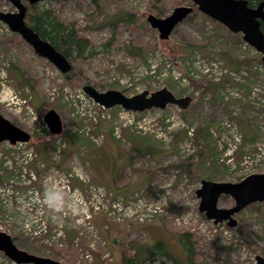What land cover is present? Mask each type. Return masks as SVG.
Returning a JSON list of instances; mask_svg holds the SVG:
<instances>
[{"label":"rangeland","instance_id":"rangeland-1","mask_svg":"<svg viewBox=\"0 0 264 264\" xmlns=\"http://www.w3.org/2000/svg\"><path fill=\"white\" fill-rule=\"evenodd\" d=\"M27 6L28 16L49 10L60 23L74 28L88 48L84 56L68 58L72 73L67 79L0 21V114L31 136L29 142L11 148L24 158L21 167L9 170L0 161V232L8 234L17 248L64 264H117L122 249L128 255L135 252L133 240L147 241V247L139 245L153 259H165L157 252L163 248L186 264L176 238L182 233L190 237L197 264H254L256 255L264 258V203L248 205L234 216L236 226L228 227L207 220L195 195L202 180L236 183L264 173V71L259 76L254 69L262 64L260 54L243 47L240 33L203 15L190 0H46ZM179 6H191L193 11L168 39H160L147 17L164 18ZM0 11L16 9L0 0ZM198 54L221 59L229 69L245 72L247 79L234 83L228 77L220 82L191 77L185 60ZM84 85L126 96L164 87L191 102L183 110L167 105L140 113L115 106L106 109L107 119L94 124L93 111L104 108L84 94ZM233 91L239 99L230 94ZM226 94L231 96L227 100ZM50 109L62 121L58 135L50 133L43 121ZM237 135L241 140L233 147ZM113 142L121 147L119 158L134 155L119 176L121 195L108 191L109 182L104 192L95 190L98 186L89 173V160L92 163L99 151L100 161H93L97 171L100 166L104 172L113 168ZM8 145L1 143L3 154L9 152ZM185 162L191 163L189 176L177 167ZM94 180H100L98 174ZM146 186L153 191L142 188ZM105 192L123 201L134 192H147L156 199V207L166 206L169 217H157L174 240L161 231L160 223L148 221L138 230L145 240L129 233L117 252L106 243L110 252L106 257L92 233V217L97 213L107 217L102 211ZM233 204L223 195L217 205ZM110 220L126 231L127 222L143 224ZM0 264L15 263L0 252Z\"/></svg>","mask_w":264,"mask_h":264},{"label":"water","instance_id":"water-1","mask_svg":"<svg viewBox=\"0 0 264 264\" xmlns=\"http://www.w3.org/2000/svg\"><path fill=\"white\" fill-rule=\"evenodd\" d=\"M6 1L10 2L16 11H0V21L8 27L10 32L18 34L37 56L49 61L62 74H67L72 69L68 58L55 49L49 41L41 38L26 21L27 5L46 0ZM190 1L203 15L221 23L232 33H240L242 40L260 54V60L264 64V33L261 29V23L264 21V2L251 7L247 0ZM192 11L191 6H179L164 18L149 15L147 22L151 28L158 31L160 39L166 40L173 29ZM82 91L95 104L105 109L118 106L125 111L136 113L149 109L162 110L167 105H176L183 110L191 102L190 97H176L164 87L153 92L145 90L133 96H126L118 90L101 92L90 85H84ZM43 121L50 133L54 135L61 133L62 121L54 109L46 112ZM30 138L29 133L0 114V144L2 142H8L11 145L27 143ZM195 195L199 200L198 210L207 220H211L213 224L225 222L228 227H235L236 214L250 204L264 203V173L248 175L236 183L202 180L200 187L195 190ZM223 195L232 198L233 206L218 207V200ZM0 252L15 264H64L17 248L12 238L4 232H0ZM254 264H264V258L256 255Z\"/></svg>","mask_w":264,"mask_h":264},{"label":"built area","instance_id":"built-area-1","mask_svg":"<svg viewBox=\"0 0 264 264\" xmlns=\"http://www.w3.org/2000/svg\"><path fill=\"white\" fill-rule=\"evenodd\" d=\"M247 44L244 43L243 47H246ZM186 61V69L191 77L194 78H206L207 80L220 82L224 77L230 78L234 83H243L246 78V73L236 72L231 69H228L223 62L216 58L215 56H205L203 54L193 55L187 58ZM185 63V62H184ZM254 69L259 72V76L262 75L264 71V66L262 64L258 65V67L254 66ZM261 71V72H260ZM172 74H175L174 72ZM264 75V74H263ZM175 78H178L175 74ZM247 79V78H246ZM234 98L239 99L240 95L235 91L231 92ZM230 95L226 94L225 99L227 100ZM94 103V102H93ZM103 108V107H102ZM108 114L106 113V109L100 111H93L92 122L95 124L100 120L107 119ZM89 131L86 132L88 134ZM93 141H97V138H92ZM236 142L233 143V147L236 144L240 143L241 137L237 135L235 137ZM16 146L8 145L9 152H4L3 154L0 151V161H2L4 166H8L9 170L13 169L14 165H19L21 167L23 161L25 162L23 157H20L18 154H14L11 148H15ZM229 150V149H228ZM12 182V181H11ZM10 183L9 188L12 187ZM97 191L104 192V188L98 186L94 187ZM8 193H12L11 189L8 190ZM106 205L102 207V211L106 213V215L114 220V221H123V220H134L140 223L151 221L153 218L157 216L169 217V212L166 209V206L163 208L156 207V199L152 196H148L143 192H135L128 197L126 201L119 200L116 198H112L111 196H107L106 192ZM145 195V196H144ZM40 200V199H39ZM153 204V205H151ZM151 205V206H150ZM133 208V212L130 214L127 212V209ZM41 209V208H40ZM93 228V227H92ZM93 236L97 239L98 246L105 250V242L99 237L95 228H93ZM88 254L86 258H89ZM106 257H109V253L106 252Z\"/></svg>","mask_w":264,"mask_h":264},{"label":"trees","instance_id":"trees-1","mask_svg":"<svg viewBox=\"0 0 264 264\" xmlns=\"http://www.w3.org/2000/svg\"><path fill=\"white\" fill-rule=\"evenodd\" d=\"M93 3H96L97 0H91ZM255 0H249L248 4L253 6ZM188 17V16H187ZM186 17V18H187ZM28 21V25L39 34V36L52 44L55 49H57L60 53H62L66 58L72 56V54L77 56H84L87 48L88 42L78 37L74 28L65 26L60 23L56 17H54L49 10H44L42 12L36 13L31 16H26ZM261 29L264 33V22L261 23ZM72 69L64 74L67 79L71 78ZM137 150V149H136ZM143 154V153H142ZM190 166L191 163L185 162L184 165H178L177 167L183 171L185 174L189 176L190 174ZM147 194V193H146ZM178 244L182 246L183 250L186 253L187 261L186 264H197L194 258V250L192 247V243L190 241V237L186 233H182L177 237ZM162 244L158 242L157 247H160ZM158 250V249H157ZM159 255L163 256L165 259H153L150 255L148 258H144L143 260H139L138 256L135 254L128 255L123 254L121 258V264H152L155 260L160 261L155 264H167L168 260L173 262L174 264H180L177 262L166 249L161 248L157 251Z\"/></svg>","mask_w":264,"mask_h":264},{"label":"crops","instance_id":"crops-1","mask_svg":"<svg viewBox=\"0 0 264 264\" xmlns=\"http://www.w3.org/2000/svg\"><path fill=\"white\" fill-rule=\"evenodd\" d=\"M120 148H121L120 145H118L117 143H114V142L112 143V147L110 145V151H113V156L115 157V162H114L113 168L108 172H104L102 169V166H100V172H98L97 169L93 166V161L95 159H97L98 162L100 161V159L98 158L100 151H99V153H95V156H94V159L92 160V163L89 160V163H90L89 173H90V177H91L93 183L95 185L102 186L106 189L105 183L109 182L112 189H110V190L107 189V190L110 191L113 195H121L119 191H120V188L122 189V186L118 185L120 183L119 176L121 174L122 169H124V166L129 165L133 162V156H134V155L129 156L128 160L119 158L121 156V152H119V151H121ZM94 168H95V170H94ZM96 174H98V178H100L99 181H101V182L94 180V176H96ZM142 188L146 189L149 192L153 191V189L150 186H146V187H142ZM108 218L109 217H106L102 213H97L92 217V225L98 231L100 236L104 237L103 239L106 241L109 249L112 252L113 251L117 252V250L119 249V244L124 240V238L126 237L127 234L135 233V234L142 236L143 234L138 232V230L141 229V226H145V224H147V223H143V224H135V225L132 224V225H130L131 223L127 222L128 227H126V229L128 231H126L124 228H122V226H121L122 224H120V226L117 225L116 223L112 224L111 220ZM154 221L160 223L161 231L173 239V236L169 235V233L167 232L166 227L163 224V221L160 220V217L155 218V220L153 219L151 222L149 221L148 224H152ZM120 222H122V221H120ZM120 222H117V223H120ZM145 239H146V236H144V240ZM130 242L132 245H134L136 247V250L133 254L137 255L139 260H143L144 259V258H142L143 256L145 258H148L151 255L150 253H148V251H146L147 250V248H146L147 247V241H144V243H141L140 241H137V240H133ZM139 244H144L146 247L140 246ZM124 253H125V251L122 249L120 252L119 260L116 259L117 264H121V258H122V255Z\"/></svg>","mask_w":264,"mask_h":264},{"label":"flooded vegetation","instance_id":"flooded-vegetation-1","mask_svg":"<svg viewBox=\"0 0 264 264\" xmlns=\"http://www.w3.org/2000/svg\"><path fill=\"white\" fill-rule=\"evenodd\" d=\"M249 0H247V2H248ZM260 2H264V0H255V3H254V5L253 6H251V7H256L257 5H259V3ZM249 5V4H248ZM250 6V5H249ZM264 22V21H263Z\"/></svg>","mask_w":264,"mask_h":264}]
</instances>
